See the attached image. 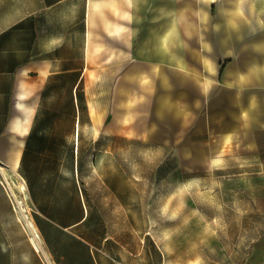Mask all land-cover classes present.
I'll use <instances>...</instances> for the list:
<instances>
[{"label":"crops","instance_id":"crops-1","mask_svg":"<svg viewBox=\"0 0 264 264\" xmlns=\"http://www.w3.org/2000/svg\"><path fill=\"white\" fill-rule=\"evenodd\" d=\"M24 98L37 101L34 117L68 125L36 130L33 117L24 131ZM184 116L200 141L264 137V0H0V164L11 171L39 155L34 131L73 133L78 146L81 132H93L91 158L104 164L107 147L129 133L171 139ZM262 147L254 141L249 153ZM38 209L46 221L67 210L40 201ZM83 219L51 230L86 242ZM247 262L264 264V238Z\"/></svg>","mask_w":264,"mask_h":264},{"label":"rangeland","instance_id":"rangeland-1","mask_svg":"<svg viewBox=\"0 0 264 264\" xmlns=\"http://www.w3.org/2000/svg\"><path fill=\"white\" fill-rule=\"evenodd\" d=\"M188 121L173 125L174 142L129 133L126 143L107 147L104 164L91 158L99 151L93 132H81L78 146L73 133L49 139L34 131L30 148L39 155L20 171L0 164L14 192L0 184V264H48L32 247L29 224L53 264H248L253 243L264 238V148L250 154L249 146L264 137L236 131L200 141L185 131ZM42 123L67 126L68 118L36 115L35 129ZM35 187L47 193L37 196ZM39 201L67 210L46 221ZM81 219L86 242L58 231Z\"/></svg>","mask_w":264,"mask_h":264},{"label":"bare ground","instance_id":"bare-ground-1","mask_svg":"<svg viewBox=\"0 0 264 264\" xmlns=\"http://www.w3.org/2000/svg\"><path fill=\"white\" fill-rule=\"evenodd\" d=\"M36 103H37L36 100H27L26 98H24L20 102L22 114H21L18 121H19V124L21 126H24V131H26L28 129V126L32 123L34 113L36 110ZM12 166H13V168H16L17 164L15 163ZM0 184L3 186V188L5 189V191L9 195L14 193L11 181H10L8 175L3 170H0ZM20 192L22 194H25L27 192V186L24 182H22L20 185ZM29 228H31L32 232H33L31 244H32L34 251L37 254L41 255L48 264H53L51 258L49 257L47 251L45 250V248L41 242L40 236H39L36 228L32 224H29Z\"/></svg>","mask_w":264,"mask_h":264}]
</instances>
